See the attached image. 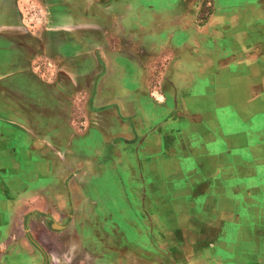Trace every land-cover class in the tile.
<instances>
[{"label": "crops", "instance_id": "0c3cea01", "mask_svg": "<svg viewBox=\"0 0 264 264\" xmlns=\"http://www.w3.org/2000/svg\"><path fill=\"white\" fill-rule=\"evenodd\" d=\"M131 2L61 0V8L72 9L61 24L99 26L98 33L88 40L109 41L107 49L99 48L102 54L128 57L137 74L127 83L128 68L118 66L113 86H105L104 77L98 80L93 99L95 120L106 124L104 128L114 133L113 137L125 140L124 149L115 147L117 158L122 151L134 153L135 158L109 162L115 173L124 170L127 190L123 195L114 189L100 191L98 200L137 202L140 215L149 223L147 228H171L185 235L187 241L172 242L173 248L178 246L172 255L176 264H180V258L183 264H193L197 257L204 258L203 264H264V3L157 0L155 20L148 15L154 2L140 1V9L148 8L145 18L131 13L128 17ZM203 5L214 13L199 26L196 17ZM20 10L17 0H0V74L9 70L19 74L25 70L21 68L30 66L29 75L22 79L19 74L13 81L0 83L4 90L0 136H17L27 148L11 147V141L0 143V228H8L13 234L7 244L0 236V264H18L14 258L16 254L20 260V228H26L28 237H35L38 246L44 247L47 254L40 246L48 264H52L50 254L58 250L47 243L54 234L37 230L45 228V221H37L36 208H28L21 201L42 200L48 215L55 210L58 215L68 213V206L55 203L54 209L48 201L67 199L65 188L69 183L63 179L70 165L68 159L63 161L66 149L58 152L54 148L62 156L59 162L54 161L52 146L48 148V143L38 139L53 128V113L43 114L42 104L32 97L31 87L25 82L27 77L37 80L31 76L36 75V68L31 69V48H35L37 34L29 30ZM56 23L51 21V26ZM144 24L147 27L143 28ZM133 25L142 28L135 33L127 31ZM67 35L72 37L68 41H80L79 34ZM81 45L65 47L53 41L44 54L58 60L70 57ZM70 72L65 71L66 76L74 79ZM9 83L15 86H9L12 95L5 93ZM38 83L52 95L55 92ZM5 99L13 103L11 112L5 109L10 103ZM39 115L41 120L44 117L43 125L37 120ZM63 116L56 118L62 120ZM58 128L63 135L66 128ZM108 180L113 183L110 187L116 186L115 178ZM100 181L97 184L105 185ZM27 187L34 191L28 192ZM32 192L34 196H30ZM75 215L68 225L61 226L66 228L59 232L62 238L64 231L79 224ZM70 242L69 238L62 240L60 246L80 247L78 237L76 245ZM96 244L95 236L89 235V248ZM161 247L165 250L170 244L163 242ZM177 255L179 262L175 261Z\"/></svg>", "mask_w": 264, "mask_h": 264}, {"label": "rangeland", "instance_id": "374dc122", "mask_svg": "<svg viewBox=\"0 0 264 264\" xmlns=\"http://www.w3.org/2000/svg\"><path fill=\"white\" fill-rule=\"evenodd\" d=\"M17 1L18 4L21 5L20 13L30 27H28L29 30L37 34V39L34 41L35 48H31V52L34 51L32 53L31 69L36 68L34 71L36 75H32L31 73V76L45 83L46 86L52 87L53 91L59 94L57 96L54 92L56 95L54 93L52 95V93L40 85L37 80L26 78L28 81L25 82L31 87L29 90L32 97L35 96L37 103L42 104L43 114H45L46 111L48 113H53V116L50 118L53 119V128L51 131H48L47 135L41 138L38 137V139H40L42 144L48 143V148L52 146L54 161L56 160L59 162L61 160L60 157L62 156L58 153L60 152L59 149H66L67 151L64 153L63 161L66 162L65 160L68 159L70 165L65 171L67 177L63 179L64 182L68 181L69 183L68 187L65 188L68 194L67 199L65 198L64 201L58 202L48 201L50 206L54 207V209H56L55 203L58 206L59 204L68 206V213L58 215L55 210V214L48 215L46 214V207L42 200L27 199V201H21L22 205L27 204L28 208H36V213L34 214L37 216V221L41 219L45 221V228L36 229H41L44 233L48 232L54 234L52 237L53 240L51 241L50 239L47 243L49 246H54L58 250V253L53 254L51 252L52 254H50L53 259L52 264H61V262L69 264H81L83 262L85 264H165L167 262V264H174L175 262L172 261V255L176 254L178 246L173 248L172 242L187 241L185 235L180 236L177 232H172L171 228H147L149 223L145 216L140 215L141 212L138 208L140 204L137 202L118 201L110 203L108 201L98 200V193L100 191L104 192L105 190L106 193H108L111 192V189H114L116 193L123 195L127 190L124 170L115 173L112 168L108 167L109 162L115 161L116 159L122 161L135 160L132 156L134 153H126V151H122L120 157L117 158L115 155V147L117 146V148L124 149L125 140L119 139V137H113L114 133H108L104 128L106 124H100L99 121L95 120L97 116L96 110H94L93 99L97 91L98 80L104 77L102 79L104 85L107 86L109 84L113 86L116 83L114 74L119 72L118 66H121L123 68H128L127 71H129V73H126L128 80L126 81L130 83L129 78L132 79L134 75H137L134 65L129 61L130 59L128 57L121 56L118 53L110 57L104 56L99 48L104 47L107 49L109 41L98 40L95 42L92 39L88 40V38L94 36L93 34L98 33L99 26L92 25L91 23L79 27L73 26V24H61L63 16H66L65 14H67L68 11H72V9L64 10V8H61V0ZM140 1L143 2V4L145 2H147V4L154 2V8L149 9L148 15L158 20V15L156 14L158 12L156 5L157 0H132L129 5L131 7L127 8V16L129 17V13L138 16L141 14V16L145 18L148 8L140 9L138 7L140 6ZM243 1H245L246 5L247 3H258L257 5L264 3V0ZM45 2L49 4V6L54 7L55 10L52 11H55L56 14L54 20H56L57 23L52 26H47L49 30L45 29L44 26V20L46 18ZM208 7L209 6L203 5L198 10L196 23L199 26L204 24L207 18L214 13V9ZM257 7L259 11L260 7ZM251 10L254 11V9H250V11ZM250 11L249 13L251 14ZM87 17L89 20H92L90 15ZM142 26L143 28L147 27L146 24ZM142 26H129L127 31L135 33L140 27L142 28ZM67 34H79L80 41H76V39L68 41L71 40L72 37ZM67 36L69 37L66 38ZM53 41L57 42L59 46L65 47L72 43H81L82 45L80 48L78 47L74 53H71L70 57L66 56V58L51 60L44 54V51L48 43ZM120 44H122V42ZM113 45L114 47L116 46V44ZM79 54L82 56V59L78 58L80 56ZM68 64L69 66H66ZM29 67L30 66L27 65L25 68H21V70H25L19 73L20 76L18 78L21 77L20 79H22L25 75H29ZM68 70L71 71L70 73L74 76V79L72 77L69 79L68 76H66L65 71ZM12 73H14V71L9 70L5 72L4 75ZM19 74L8 75L6 78L0 79V83L3 81H13L14 76ZM7 85L9 90L6 89L5 93L10 92L12 95L9 86H13V84L9 83ZM13 87L15 88V86ZM3 91L4 90L0 89V99H2L4 95ZM6 97L8 96H4V98ZM23 97L26 98L24 95ZM19 98L21 101V97ZM5 100L6 102L10 101V103H6L8 106H6L5 109L10 112L14 110L11 100ZM41 106L37 109L38 111L41 110ZM26 107L28 110V106ZM27 110L24 111L23 109L21 111L27 112ZM59 110L62 111L61 114L63 113L64 115L62 120H57L56 118L61 116ZM9 117H12L11 113ZM37 118V120H41V115L37 116ZM41 124H44L43 116ZM62 125L66 128L63 135H61L62 133H60V129L58 128ZM1 128L3 127L0 125V129ZM21 128L23 130L25 127ZM104 129L105 131H103ZM9 141H11L10 145L15 144L16 146L20 145L26 148V146L19 143L17 136H4V133H2L0 136V143L4 144ZM12 145L11 147H13ZM54 148H58V152H55ZM110 178H115L118 184V186L116 184L117 188L114 185L113 187L109 186V183L113 184L108 180ZM100 180H104L105 185L97 184ZM39 181L43 180L39 179ZM26 190L28 192L34 191L29 189V187H27ZM65 190L63 189L64 193ZM30 194V196H34V192ZM74 214H77L75 216L77 220L79 219V224L75 225L74 228H68L64 231V236L62 235L63 238L61 237L62 233L59 234V232L66 228H49L52 222L65 227L70 223ZM154 220L156 221L158 219L154 218ZM0 231L1 238L4 239L7 244L9 237L11 236L12 238L13 236L12 232L10 233L8 228H0ZM20 231V260L17 261L15 254L14 261L18 264H43V254L29 240L26 228L25 230L24 228H20ZM29 234H31V232H29ZM91 234L95 236L97 241V244L93 248H89L88 246V236ZM75 235L79 240L78 243L80 247H77L78 249L74 247V249H68L66 247L64 249L60 246L61 241H65L68 238L72 241L70 242L72 245H76L77 237ZM33 238L35 240V237ZM163 242H168L170 247L164 250L161 247L163 246ZM41 247L44 249L43 246ZM188 251V249H185L186 256L189 255ZM5 252L8 253V250L5 249ZM64 254L66 255V259L63 258L65 257L63 256ZM163 254H165L164 258H162ZM7 256L9 259H13L11 256L6 255V257ZM178 257L177 255L175 259L177 262H179ZM186 258L188 259V257ZM7 260L8 259H6V262ZM182 261L183 259L181 260L180 258V264ZM194 262H196V264H203L204 258L197 257L196 261L193 260V264H195Z\"/></svg>", "mask_w": 264, "mask_h": 264}, {"label": "flooded vegetation", "instance_id": "af4514ba", "mask_svg": "<svg viewBox=\"0 0 264 264\" xmlns=\"http://www.w3.org/2000/svg\"><path fill=\"white\" fill-rule=\"evenodd\" d=\"M46 5H45V9H46V18H45V21L46 20L47 21H46L45 29L49 30L47 26L51 25V21H55L54 19L56 18V14H55V11H52V10H55L54 7L49 6V4H47V3H46ZM14 73H12V74H5V75L2 73V74H0V79L6 78V76L13 75Z\"/></svg>", "mask_w": 264, "mask_h": 264}, {"label": "water", "instance_id": "95a60500", "mask_svg": "<svg viewBox=\"0 0 264 264\" xmlns=\"http://www.w3.org/2000/svg\"><path fill=\"white\" fill-rule=\"evenodd\" d=\"M51 226H52V228H55V229L61 228V226H59L55 223H52ZM28 238L32 242V244H34L39 249V251L43 254V257H44V263L43 264H48V257L46 256L44 251L40 248V246H38V244L30 236Z\"/></svg>", "mask_w": 264, "mask_h": 264}]
</instances>
